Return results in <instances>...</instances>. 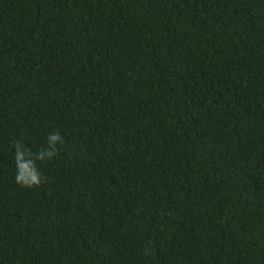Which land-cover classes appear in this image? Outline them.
I'll use <instances>...</instances> for the list:
<instances>
[{
    "label": "trees",
    "instance_id": "trees-1",
    "mask_svg": "<svg viewBox=\"0 0 264 264\" xmlns=\"http://www.w3.org/2000/svg\"><path fill=\"white\" fill-rule=\"evenodd\" d=\"M0 264H264V0H0Z\"/></svg>",
    "mask_w": 264,
    "mask_h": 264
},
{
    "label": "clouds",
    "instance_id": "clouds-1",
    "mask_svg": "<svg viewBox=\"0 0 264 264\" xmlns=\"http://www.w3.org/2000/svg\"><path fill=\"white\" fill-rule=\"evenodd\" d=\"M64 137L58 131L48 134L46 147H41L36 153L19 141L14 144V159L16 164L15 181L22 187H39L46 177L38 167L37 162L51 161L59 152L57 145H63Z\"/></svg>",
    "mask_w": 264,
    "mask_h": 264
}]
</instances>
